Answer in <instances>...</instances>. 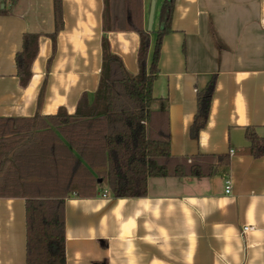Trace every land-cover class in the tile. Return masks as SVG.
I'll use <instances>...</instances> for the list:
<instances>
[{
	"label": "crops",
	"instance_id": "0c3cea01",
	"mask_svg": "<svg viewBox=\"0 0 264 264\" xmlns=\"http://www.w3.org/2000/svg\"><path fill=\"white\" fill-rule=\"evenodd\" d=\"M164 1L156 0L149 62ZM61 2L54 39L55 0H0V117L74 114L86 94L93 102L105 39L139 72L152 0ZM26 34L39 35V50L23 85L16 56ZM159 69L152 109H168L172 154L229 155V164L207 176L149 178L144 197H115L106 183L93 197L71 195L67 264H264V156L246 151L248 127L264 137V0H174ZM212 77L208 120L194 137L198 91ZM0 264H27L25 198L0 197Z\"/></svg>",
	"mask_w": 264,
	"mask_h": 264
},
{
	"label": "trees",
	"instance_id": "16d2710c",
	"mask_svg": "<svg viewBox=\"0 0 264 264\" xmlns=\"http://www.w3.org/2000/svg\"><path fill=\"white\" fill-rule=\"evenodd\" d=\"M54 9L55 39L64 25L61 0H55ZM173 9L174 0H165L151 62L152 31L141 32L135 75L104 40L94 100L83 95L76 113L62 108L48 116L38 112L33 117H0V197L26 199L27 264H67L66 199L71 195L93 197L106 183L115 197H144L149 178L207 176L229 164V155L174 156L168 109H152L162 41L171 30ZM104 27L108 28L107 10ZM38 50L39 35L26 34L16 56L23 85L32 77ZM214 90L212 77L198 91L194 137L207 123ZM43 92L44 88L39 105ZM246 138L250 142L246 151L264 156V137L254 127L246 129Z\"/></svg>",
	"mask_w": 264,
	"mask_h": 264
},
{
	"label": "built area",
	"instance_id": "2783aa9c",
	"mask_svg": "<svg viewBox=\"0 0 264 264\" xmlns=\"http://www.w3.org/2000/svg\"><path fill=\"white\" fill-rule=\"evenodd\" d=\"M233 153V151H232ZM225 184H226V193H231V190H232V182H231V178L230 177H226L225 178ZM107 192L104 193V195L106 196ZM254 229L253 226H244L243 227V234L246 233V232H249V231H252Z\"/></svg>",
	"mask_w": 264,
	"mask_h": 264
},
{
	"label": "water",
	"instance_id": "95a60500",
	"mask_svg": "<svg viewBox=\"0 0 264 264\" xmlns=\"http://www.w3.org/2000/svg\"><path fill=\"white\" fill-rule=\"evenodd\" d=\"M155 6H156V0H152V6L149 16V23H148V31H152L153 28Z\"/></svg>",
	"mask_w": 264,
	"mask_h": 264
}]
</instances>
